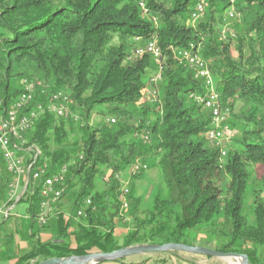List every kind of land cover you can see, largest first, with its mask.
Masks as SVG:
<instances>
[{"label": "trees", "instance_id": "16d2710c", "mask_svg": "<svg viewBox=\"0 0 264 264\" xmlns=\"http://www.w3.org/2000/svg\"><path fill=\"white\" fill-rule=\"evenodd\" d=\"M205 1L204 14L190 26L195 0H0L5 105L27 78L68 93L70 109L66 117L42 114L25 134L50 173L68 169L63 194L43 225L36 221L42 199L29 185L32 192L18 201L27 204L24 217L13 216L27 247H14L11 235L2 234L0 260L35 264L132 245H197L201 236L205 247L264 264V0H235L241 18L235 57L230 34L223 38L220 29L230 2ZM151 41L159 61L135 54ZM190 44L212 74L221 115H233L221 125L238 133L224 157L207 138L211 110L195 100L206 87L175 58L176 49ZM147 91L157 98L144 100ZM136 163L157 169L156 190L144 202L128 188L124 209L122 175L140 177L147 170L131 174ZM9 177L5 172L2 198ZM87 198L94 209L76 216ZM126 218L131 225L119 238L115 227ZM43 234L50 236L43 240Z\"/></svg>", "mask_w": 264, "mask_h": 264}, {"label": "built area", "instance_id": "2783aa9c", "mask_svg": "<svg viewBox=\"0 0 264 264\" xmlns=\"http://www.w3.org/2000/svg\"><path fill=\"white\" fill-rule=\"evenodd\" d=\"M230 6L225 12V19L232 20L239 17L233 5L235 0H228ZM195 6L190 14V21H195L201 17L206 9L205 0H195ZM143 7V4H140ZM231 38L234 37L230 33ZM225 37V34H223ZM147 52L153 59L159 61V47L154 41L145 45L144 48H137L135 54ZM175 58L183 61L185 65L192 69L195 76L201 79L206 87L203 97L196 96L195 100L201 102L205 108L211 110V128L207 132V138L220 151V157L225 156V148L222 144L227 126H221L225 121V116L221 115L218 101V93L213 84V77L204 59L190 44L188 48H180L174 51ZM160 77L157 74L156 80ZM19 95L9 104L5 105L3 98L0 97V187L3 182L4 173L10 175L8 188L4 198L0 196V214L2 219L11 215L14 204L21 199H26L32 191L29 185L32 184L38 189L41 197L39 213L36 221L43 225L47 223L49 216L52 215L55 204L63 194L61 187L65 182L67 165L61 166L55 172H49V165L45 160H40L41 150L34 144H28L25 136L39 117L44 113L54 114L56 117H66L70 113L68 106L69 95L62 91L51 90L49 85L43 80L24 78L21 82ZM39 95L43 99H39ZM107 121L114 122L111 118ZM145 164L136 163L131 169V174H137L141 170H146ZM119 201L122 208H127L128 187L121 186ZM1 195V194H0ZM94 209L89 198L85 200L84 207L76 212V216L85 215V209ZM126 221L128 218L125 219Z\"/></svg>", "mask_w": 264, "mask_h": 264}, {"label": "rangeland", "instance_id": "374dc122", "mask_svg": "<svg viewBox=\"0 0 264 264\" xmlns=\"http://www.w3.org/2000/svg\"><path fill=\"white\" fill-rule=\"evenodd\" d=\"M237 2L240 3V0H236ZM241 18L239 17L236 20H226L223 16V21L220 25V29H221V36L223 37V34H227V33H233L234 37L231 39L232 42V56H236V52H235V45H236V35H237V27H236V23L239 22ZM188 25L193 26L194 23H196V21H190L189 19L187 20ZM225 38V37H223ZM201 49H202V44L200 45ZM157 76V75H156ZM155 80V84L158 82V79L156 80V77L154 78ZM213 84H214V80H213ZM156 89V86L153 88ZM159 92V91H158ZM158 96V93H153L151 94V92H145L143 98L145 99H156ZM226 121L225 124H228V120H232L233 115L229 113L225 116ZM95 119V118H93ZM237 131L236 129H232V130H227L224 134V140L222 141V144L224 145V148L226 150V148L231 145V141L234 137H236L237 135ZM145 141H148L144 138ZM122 187H132L133 191V197H139L142 199V201H149L150 199V195L152 194V192H154L156 190V182H158V174H157V169H152V168H148L145 172H143L141 174L140 177H134V176H130L128 175V173H124L122 175ZM64 201V200H63ZM62 201V202H63ZM27 209V204L24 201L18 202L16 204H14L13 209L11 211V216L8 220H5L4 222H2L3 224L0 225V234H10L13 240V246L14 247H19L20 250H24L27 247L28 241L26 240V236H24V234L22 233H18L15 228H11L12 225L14 224L13 222V216L16 215L17 218L21 219V216L25 214ZM129 220H125V222L123 221L122 223H118L117 226L115 227L114 233H116V235L121 238L127 231V229L129 228L130 221ZM129 224V225H128ZM128 225V227H126ZM50 235L48 234H43V240L45 238H48ZM121 240V239H120ZM197 246H210L208 244H206L203 240V238L200 236V239L196 242ZM18 248V249H19ZM146 256L149 257V263H153L155 259H157L158 257H163V258H169L170 256H183L185 259L187 258H192V259H209L210 261H214L215 264H236L237 260L230 258V259H222V258H213V257H209L207 258L204 255H194V254H190V253H184V252H180L178 251L176 254L173 253V255L171 254H137V255H130V257H125L124 261L126 262H130V261H134V262H139L140 260L144 259ZM260 256L262 258H264V254L262 253V251H260ZM1 264V262H0ZM5 264H14V261H7ZM102 264H116L114 262H106V263H102Z\"/></svg>", "mask_w": 264, "mask_h": 264}, {"label": "water", "instance_id": "95a60500", "mask_svg": "<svg viewBox=\"0 0 264 264\" xmlns=\"http://www.w3.org/2000/svg\"><path fill=\"white\" fill-rule=\"evenodd\" d=\"M164 251H180L206 257L236 259L239 264H249L248 257L235 252H221L205 246L185 245L181 243H164L158 245L144 244L132 245L127 248L116 249L113 252H91L85 255H73L69 257L47 258L35 264H102L103 262L114 261L118 258L130 257L137 254H157Z\"/></svg>", "mask_w": 264, "mask_h": 264}, {"label": "crops", "instance_id": "0c3cea01", "mask_svg": "<svg viewBox=\"0 0 264 264\" xmlns=\"http://www.w3.org/2000/svg\"><path fill=\"white\" fill-rule=\"evenodd\" d=\"M2 203H3V201H0V204H2ZM1 221H2V217L0 214V222ZM11 228H14V226L12 225ZM0 236H1V234H0ZM207 258H209V257H207ZM166 260H167L166 262L159 263V264H215L214 261H210L209 259H201V260L192 259V258L185 259L183 256L182 257L181 256L180 257L179 256H173V257L170 256L169 258H166ZM0 262H1V264H5L7 261L1 259ZM141 264H154V263L144 262Z\"/></svg>", "mask_w": 264, "mask_h": 264}, {"label": "bare ground", "instance_id": "6f19581e", "mask_svg": "<svg viewBox=\"0 0 264 264\" xmlns=\"http://www.w3.org/2000/svg\"><path fill=\"white\" fill-rule=\"evenodd\" d=\"M236 264H239V260H237Z\"/></svg>", "mask_w": 264, "mask_h": 264}]
</instances>
